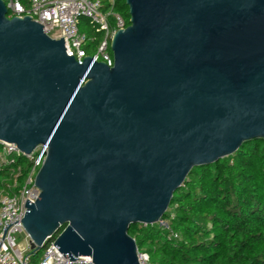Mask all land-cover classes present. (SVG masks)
I'll list each match as a JSON object with an SVG mask.
<instances>
[{
    "label": "water",
    "instance_id": "1",
    "mask_svg": "<svg viewBox=\"0 0 264 264\" xmlns=\"http://www.w3.org/2000/svg\"><path fill=\"white\" fill-rule=\"evenodd\" d=\"M124 2L108 67L0 0V142L47 146L20 221L34 254L54 239L69 261L138 264L131 225L158 223L192 168L264 140V0Z\"/></svg>",
    "mask_w": 264,
    "mask_h": 264
},
{
    "label": "trees",
    "instance_id": "2",
    "mask_svg": "<svg viewBox=\"0 0 264 264\" xmlns=\"http://www.w3.org/2000/svg\"><path fill=\"white\" fill-rule=\"evenodd\" d=\"M16 1L28 7L29 0ZM113 11L129 25L124 0H116ZM90 33L97 45L102 34L91 26ZM29 167L22 157L0 165V191L13 193L7 187L20 184ZM159 222L128 228L151 264H264V140L192 168Z\"/></svg>",
    "mask_w": 264,
    "mask_h": 264
},
{
    "label": "built area",
    "instance_id": "3",
    "mask_svg": "<svg viewBox=\"0 0 264 264\" xmlns=\"http://www.w3.org/2000/svg\"><path fill=\"white\" fill-rule=\"evenodd\" d=\"M2 1L7 11V18L29 17L42 27L44 34L50 39L64 40L66 56H72L79 64L85 57H89L93 62L112 66L110 41L117 30L126 27L122 17L113 11L116 0H105V3L102 0H29L27 8L21 6L16 0ZM104 9H109L110 12L105 13ZM83 18L88 20L89 25L96 32L102 34L97 45L94 44V39L80 32L79 23ZM110 19L113 26L110 25ZM85 82L84 78L80 85ZM46 153V145H39L29 155H24L14 144L0 142V165H13L20 157L30 164L22 182L19 184L15 180L7 187L13 193L0 191V264H30L31 262L30 239L20 221L26 211L24 207L26 200L33 204L39 196V190L34 185V177ZM17 234L24 235L26 248H19L16 244ZM53 245L54 239L42 249L36 264H92L90 257L79 256L76 260L69 261V258H64ZM136 254L138 264H151L147 253L137 250Z\"/></svg>",
    "mask_w": 264,
    "mask_h": 264
},
{
    "label": "rangeland",
    "instance_id": "4",
    "mask_svg": "<svg viewBox=\"0 0 264 264\" xmlns=\"http://www.w3.org/2000/svg\"><path fill=\"white\" fill-rule=\"evenodd\" d=\"M105 13H109V9H104L103 10ZM88 20L83 18L80 20L79 23V30L80 32L84 33L88 38H90L91 33H90V26H88ZM93 53V52H92ZM22 182V181H21ZM16 244L19 246V248H26V241L24 239V235L22 234H17L15 236ZM31 253V262L30 264H36L38 262V259L42 253V250H40L37 254Z\"/></svg>",
    "mask_w": 264,
    "mask_h": 264
}]
</instances>
